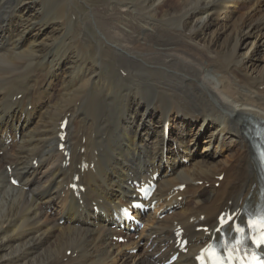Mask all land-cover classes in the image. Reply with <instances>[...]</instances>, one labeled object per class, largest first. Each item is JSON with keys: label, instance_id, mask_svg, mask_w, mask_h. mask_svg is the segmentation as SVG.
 Here are the masks:
<instances>
[{"label": "bare ground", "instance_id": "obj_1", "mask_svg": "<svg viewBox=\"0 0 264 264\" xmlns=\"http://www.w3.org/2000/svg\"><path fill=\"white\" fill-rule=\"evenodd\" d=\"M259 145L264 0H0V264H196L260 202ZM164 168L137 237L111 229Z\"/></svg>", "mask_w": 264, "mask_h": 264}, {"label": "rangeland", "instance_id": "obj_2", "mask_svg": "<svg viewBox=\"0 0 264 264\" xmlns=\"http://www.w3.org/2000/svg\"><path fill=\"white\" fill-rule=\"evenodd\" d=\"M91 3H92V5L94 6V7H96V8H99L100 10L101 9H103V8H105V3H106V1H108V0H89ZM101 2V3H100ZM102 4V5H101ZM103 6V7H102ZM242 11H244V10H242ZM241 11V12H242ZM239 14V13H238ZM222 22L220 21L218 24L216 23V25H214V26H212L209 30H207V32H206V34L208 33V32H210L211 30L213 31L215 28H217L218 27V25L219 24H221ZM248 41H249V39H248ZM245 46V45H244ZM244 51V49L242 48V50L240 51V53L241 52H243ZM103 77H107V74L106 73H103ZM204 132V134L207 132L206 131V129L203 131ZM228 150H226V151H224V153H222L221 155H218L217 157L218 158H225V156L228 154V152H227ZM225 154V155H224ZM230 155H231V158L234 156V150H232L231 151V153H230ZM219 186V182L216 184V187H218ZM137 253V252H136Z\"/></svg>", "mask_w": 264, "mask_h": 264}, {"label": "snow or ice", "instance_id": "obj_3", "mask_svg": "<svg viewBox=\"0 0 264 264\" xmlns=\"http://www.w3.org/2000/svg\"><path fill=\"white\" fill-rule=\"evenodd\" d=\"M231 218H229L230 220ZM222 223H225L226 221L224 220V218H221ZM249 226L250 227H259L260 229L264 230V215H262L259 219V221H254V220H250L249 221ZM237 231L243 232L244 229L243 228H237ZM258 243H264V231L261 232V239L260 241H258Z\"/></svg>", "mask_w": 264, "mask_h": 264}]
</instances>
